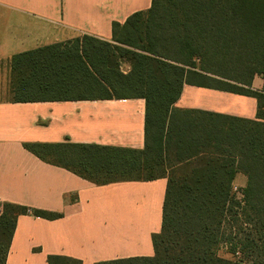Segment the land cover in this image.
Instances as JSON below:
<instances>
[{"label": "trees", "instance_id": "trees-1", "mask_svg": "<svg viewBox=\"0 0 264 264\" xmlns=\"http://www.w3.org/2000/svg\"><path fill=\"white\" fill-rule=\"evenodd\" d=\"M256 1L249 11L254 16ZM241 2L152 0L148 11L113 24L112 42L84 36L11 58L12 103L146 102L142 150L71 142L24 145L40 160L96 185L167 178L154 256L97 264H264V89H252L256 75L264 79V38L245 42ZM185 84L254 97L257 119L180 110L175 105ZM239 172L247 177L242 200L233 191ZM0 206V264H7L20 216L62 217ZM222 245L235 260L219 257ZM48 262L83 264L66 256H49Z\"/></svg>", "mask_w": 264, "mask_h": 264}, {"label": "crops", "instance_id": "crops-1", "mask_svg": "<svg viewBox=\"0 0 264 264\" xmlns=\"http://www.w3.org/2000/svg\"><path fill=\"white\" fill-rule=\"evenodd\" d=\"M151 5L152 0H0V64L8 65L9 75V80L0 75V95L10 94L13 56L84 36L112 42L114 23L124 24ZM124 66L128 72L130 66ZM252 89H264L261 75L253 78ZM175 107L247 120L258 114L254 97L188 84ZM145 124L144 99L0 102V205L62 215L20 216L7 264H49V256L83 264L154 256L167 178L96 185L24 147L71 142L142 150ZM246 185L239 172L233 186Z\"/></svg>", "mask_w": 264, "mask_h": 264}, {"label": "rangeland", "instance_id": "rangeland-1", "mask_svg": "<svg viewBox=\"0 0 264 264\" xmlns=\"http://www.w3.org/2000/svg\"><path fill=\"white\" fill-rule=\"evenodd\" d=\"M253 1V3H252ZM257 2L256 0H242L240 3L241 8L243 9V15L241 18L240 25L242 26V33L245 36V42H248V45H251L253 42L256 41L258 36L264 38V0H258L259 4V13L257 16L251 14L250 9L254 8L253 4ZM249 12V13H248ZM257 37V38H256ZM250 48V47H249ZM253 50L250 48V55L252 54ZM126 66L123 65V69ZM264 67V66H263ZM259 69H263L262 66ZM0 75L1 78L8 79V65L0 64ZM7 82V81H6ZM11 86V82H10ZM8 90V89H7ZM11 95L6 91L3 95H0V102H10L12 101ZM237 195V194H236ZM238 200H242V195H237ZM2 211V206H0V213ZM219 257L227 260H235L236 257L229 253L228 247L226 245H222L218 251Z\"/></svg>", "mask_w": 264, "mask_h": 264}, {"label": "built area", "instance_id": "built-area-1", "mask_svg": "<svg viewBox=\"0 0 264 264\" xmlns=\"http://www.w3.org/2000/svg\"><path fill=\"white\" fill-rule=\"evenodd\" d=\"M233 191H234V193H236L237 195H242V194H241V191H240L239 189L235 188V187H233Z\"/></svg>", "mask_w": 264, "mask_h": 264}]
</instances>
